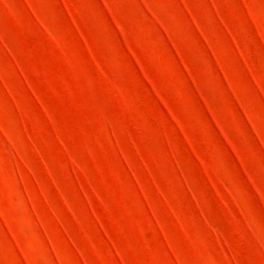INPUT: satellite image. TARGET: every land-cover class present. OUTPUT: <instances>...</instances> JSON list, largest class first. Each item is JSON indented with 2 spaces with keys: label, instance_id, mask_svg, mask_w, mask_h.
Masks as SVG:
<instances>
[{
  "label": "rangeland",
  "instance_id": "1",
  "mask_svg": "<svg viewBox=\"0 0 264 264\" xmlns=\"http://www.w3.org/2000/svg\"><path fill=\"white\" fill-rule=\"evenodd\" d=\"M0 264H264V0H0Z\"/></svg>",
  "mask_w": 264,
  "mask_h": 264
}]
</instances>
